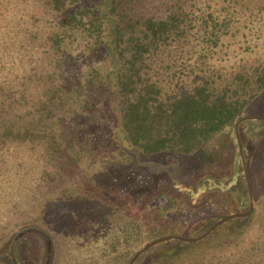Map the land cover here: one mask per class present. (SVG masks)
I'll return each instance as SVG.
<instances>
[{
	"label": "rangeland",
	"instance_id": "rangeland-1",
	"mask_svg": "<svg viewBox=\"0 0 264 264\" xmlns=\"http://www.w3.org/2000/svg\"><path fill=\"white\" fill-rule=\"evenodd\" d=\"M181 2L185 13L181 26L185 29H178L182 33L177 40H166L164 50L158 51L150 65V75L158 81L159 98L171 102L181 92L204 84L208 77L211 81L206 86H218L227 95L240 89L252 92L255 75L264 66V3ZM251 3L257 12L247 7ZM131 7L155 18L173 12L170 0H139ZM251 11L258 16L253 18ZM63 13H57L55 19H61ZM208 13H215L220 21L225 17L229 33L217 37L207 29L203 34L200 23ZM55 19L38 22L43 37L60 30ZM32 23L28 20L0 30V82L7 77L26 85L29 103L41 94L47 74L61 75L54 66L55 52L50 43L36 41L32 45ZM67 31L77 36L78 30ZM82 62L79 59L76 67L83 70ZM34 72L41 79L31 80L29 75ZM92 96L91 105L75 120L83 125L75 128V139L82 140L85 134L86 142L80 146L88 147L87 151L81 149L78 163L65 158L66 143L57 135L58 125L54 130L62 148L55 156L48 155L39 141L17 144L8 140L0 148V264H129L148 242L170 235L196 237L225 215L246 212L250 200L248 187L245 198L241 178L244 175L246 181L245 174L252 199L246 216L222 222L195 242L174 238L159 241L132 264H264V88L247 101L249 96L244 97L234 127L227 125L229 136L216 134L212 145L202 152L204 156L214 149L217 155L203 158L194 149L188 154H137L140 161H151L144 167L157 169L152 173L134 164V170L129 169L130 164H114L116 139L110 126L114 115L103 95ZM98 96L102 98H95ZM25 109L32 110L28 105ZM241 117L246 118L235 130ZM227 146L233 149V160ZM76 150H80L79 145L73 152ZM141 176L145 177L143 183L136 180ZM202 184L206 186L202 188ZM34 229L51 237V252ZM123 229H129L128 235Z\"/></svg>",
	"mask_w": 264,
	"mask_h": 264
},
{
	"label": "trees",
	"instance_id": "trees-1",
	"mask_svg": "<svg viewBox=\"0 0 264 264\" xmlns=\"http://www.w3.org/2000/svg\"><path fill=\"white\" fill-rule=\"evenodd\" d=\"M137 1L139 0H97V3L90 5L81 0H0V30L5 26L14 27L22 22L32 21L33 30L29 36L32 45L36 41L44 44L49 42L55 52L54 66L61 73L59 77L57 73L47 74L41 94L30 103L26 85L20 86L21 83L3 77L0 82V148L8 140L17 144L39 141L45 145L48 155L55 156L62 148L54 130V126L58 125L57 135L66 143L63 148L65 158L70 163H78L81 149L87 151L88 147L80 146L84 144L82 142H86L84 133L82 140L75 139V128L83 126L75 122L76 116L91 105L92 95L97 94L103 95V98H95L101 97L108 111L114 115L110 117V126L116 139L114 164L118 167L125 163L130 164L129 169L134 170V166L131 167L134 164L139 169L152 173L157 169L150 167V171L144 167L151 161L142 162L137 154H188L194 149V152L202 155L212 145L216 134L227 135V125L234 127V121L240 116L238 108L244 97L249 96L245 100L247 101L264 88V66L255 75L252 92L240 89L239 93L227 95L218 86H206L211 81V77H208L204 84L198 83L191 91L181 92L171 102L160 99L156 85L158 81L151 77L150 65L158 51L164 50L166 40L172 37L177 40L182 33L178 29L182 27L184 8L181 0H170L173 12L165 17L155 18L133 11L131 4ZM252 1L261 6L264 3V0ZM247 7L256 11L252 3ZM254 11H251V15L256 18L257 11ZM62 12L64 16L56 20L57 13ZM213 14L215 13H208L200 23L203 34L207 29L217 37L228 34L229 21L225 17L220 21L219 16ZM54 19L60 30L49 32L43 37L38 22L50 23ZM64 29L66 33L63 32ZM183 29L185 28L182 27ZM67 30H78L75 33L77 36L72 31L69 34ZM40 42L37 44L44 45ZM73 55L77 57L72 59ZM79 59L83 60V70L76 67ZM29 78L39 80L41 75L34 72ZM27 105L32 108L31 111L25 109ZM233 130L230 131L236 147ZM76 145H79L80 150L73 152ZM227 149L228 153L232 152L230 157L233 160V149L228 146ZM211 152L204 156L217 155L214 149ZM204 156L202 155L203 158ZM240 169L242 170L241 162ZM241 178L247 198L244 175ZM136 180L143 183L145 177H137ZM141 182L139 183L142 184ZM205 186L206 184H202L201 187ZM190 194L189 199L192 201ZM76 200L80 201L79 197ZM34 230L51 252V237L45 231ZM123 230L128 235L129 229ZM178 248L176 250L179 252L180 246Z\"/></svg>",
	"mask_w": 264,
	"mask_h": 264
},
{
	"label": "water",
	"instance_id": "water-1",
	"mask_svg": "<svg viewBox=\"0 0 264 264\" xmlns=\"http://www.w3.org/2000/svg\"><path fill=\"white\" fill-rule=\"evenodd\" d=\"M246 117H241L236 123H235V130H237V126H238V123L244 119ZM237 134V132H236ZM239 149H240V152H241V147L239 145ZM241 157L243 159V156L241 154ZM244 163V161H243ZM245 177H246V182H247V187H248V195H249V200H250V207L249 209L246 211V212H235V213H230L228 215H225L224 217L218 219L217 221H215L205 232H203L202 234L196 236V237H183V236H174V235H170V236H166V237H161L159 239H156L154 241H151V242H148L146 243L139 251H137L134 256L132 257V259L130 260L129 264H132L135 259L137 258V256L139 254H141L145 249H147L148 247H150L151 245L159 242V241H162V240H165V239H169V238H174V239H179V240H183V241H191V242H195V241H198V240H201L202 238H204L208 233H210L213 229H215L219 224H221L222 222L230 219V218H233V217H244L246 216L252 209V199H251V188H250V184H249V180L245 174Z\"/></svg>",
	"mask_w": 264,
	"mask_h": 264
}]
</instances>
